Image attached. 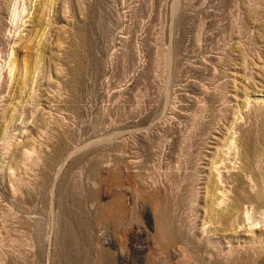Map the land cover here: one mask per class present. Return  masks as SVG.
Masks as SVG:
<instances>
[{
    "label": "rangeland",
    "instance_id": "obj_1",
    "mask_svg": "<svg viewBox=\"0 0 264 264\" xmlns=\"http://www.w3.org/2000/svg\"><path fill=\"white\" fill-rule=\"evenodd\" d=\"M238 191L264 0H0V264H264Z\"/></svg>",
    "mask_w": 264,
    "mask_h": 264
},
{
    "label": "bare ground",
    "instance_id": "obj_2",
    "mask_svg": "<svg viewBox=\"0 0 264 264\" xmlns=\"http://www.w3.org/2000/svg\"><path fill=\"white\" fill-rule=\"evenodd\" d=\"M222 199H223L222 196H219L217 199L218 203H220L222 201ZM257 199H259V200H257ZM234 204L236 205L237 210L241 211L240 215L243 214V217H245L248 222L251 221L249 223V226H252L254 224L256 225L259 223V221H257V219H254V214H255V212H257L256 209L258 207L264 206V197L262 195L261 196H259V195H252V196L251 195H244L240 191H238L237 192V199H236V202H234ZM239 226H242V223L241 224L239 223L238 227ZM228 228H231V227L228 225ZM234 231L238 232V230H236V228L234 229Z\"/></svg>",
    "mask_w": 264,
    "mask_h": 264
}]
</instances>
